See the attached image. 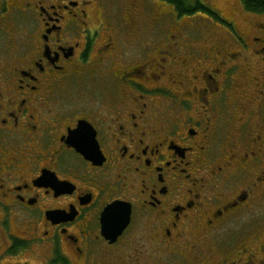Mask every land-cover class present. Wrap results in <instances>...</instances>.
<instances>
[{"label":"flooded vegetation","instance_id":"af4514ba","mask_svg":"<svg viewBox=\"0 0 264 264\" xmlns=\"http://www.w3.org/2000/svg\"><path fill=\"white\" fill-rule=\"evenodd\" d=\"M105 1L0 0V264H264V23Z\"/></svg>","mask_w":264,"mask_h":264},{"label":"rangeland","instance_id":"374dc122","mask_svg":"<svg viewBox=\"0 0 264 264\" xmlns=\"http://www.w3.org/2000/svg\"><path fill=\"white\" fill-rule=\"evenodd\" d=\"M130 0H106L108 10L113 14V19L120 21L123 17L125 4ZM138 7L147 10L143 16L152 25L153 46H158L166 37L173 36L183 44L210 41L234 42L235 37L246 32L250 37L255 33L254 23H264V13L247 10L242 0H200L208 5L219 15L221 20L204 13L179 15L172 4L163 0H133ZM195 2L196 0H190ZM126 4V5H127ZM232 20L234 26L225 23ZM119 25V24H118ZM234 37V38H233ZM253 103L248 101L247 104ZM263 208V205H262ZM261 210V208H260ZM264 212V210H262ZM263 217V216H261ZM264 220V218H263ZM261 223V221H260Z\"/></svg>","mask_w":264,"mask_h":264},{"label":"trees","instance_id":"16d2710c","mask_svg":"<svg viewBox=\"0 0 264 264\" xmlns=\"http://www.w3.org/2000/svg\"><path fill=\"white\" fill-rule=\"evenodd\" d=\"M166 1L175 7V10L179 13V15L185 14H196V13H204L212 16L217 20H221L219 15L209 7L208 5L202 3L200 0H196L195 2H191L190 0H163ZM243 5L247 10L253 12H262L264 11V0H242Z\"/></svg>","mask_w":264,"mask_h":264},{"label":"water","instance_id":"95a60500","mask_svg":"<svg viewBox=\"0 0 264 264\" xmlns=\"http://www.w3.org/2000/svg\"><path fill=\"white\" fill-rule=\"evenodd\" d=\"M114 210V206H111L110 208H108V210L106 211V213H107V216L112 212ZM121 231L120 230H116V229H114L113 231H112V233H110V236H117L119 233H120Z\"/></svg>","mask_w":264,"mask_h":264},{"label":"bare ground","instance_id":"6f19581e","mask_svg":"<svg viewBox=\"0 0 264 264\" xmlns=\"http://www.w3.org/2000/svg\"><path fill=\"white\" fill-rule=\"evenodd\" d=\"M234 38V37H233ZM246 216V215H245Z\"/></svg>","mask_w":264,"mask_h":264}]
</instances>
